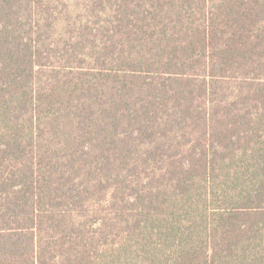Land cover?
<instances>
[{"label": "trees", "instance_id": "trees-1", "mask_svg": "<svg viewBox=\"0 0 264 264\" xmlns=\"http://www.w3.org/2000/svg\"><path fill=\"white\" fill-rule=\"evenodd\" d=\"M0 264H264V0H0Z\"/></svg>", "mask_w": 264, "mask_h": 264}]
</instances>
